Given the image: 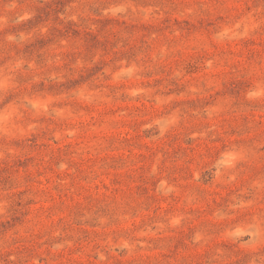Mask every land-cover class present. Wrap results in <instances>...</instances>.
Listing matches in <instances>:
<instances>
[{"label":"rangeland","instance_id":"1","mask_svg":"<svg viewBox=\"0 0 264 264\" xmlns=\"http://www.w3.org/2000/svg\"><path fill=\"white\" fill-rule=\"evenodd\" d=\"M0 264H264V0H0Z\"/></svg>","mask_w":264,"mask_h":264}]
</instances>
